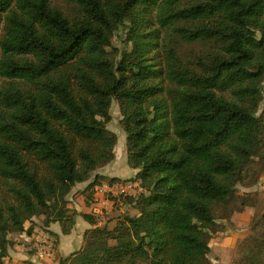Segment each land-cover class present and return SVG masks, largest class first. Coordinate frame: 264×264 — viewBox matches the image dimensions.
Masks as SVG:
<instances>
[{
	"label": "trees",
	"instance_id": "trees-1",
	"mask_svg": "<svg viewBox=\"0 0 264 264\" xmlns=\"http://www.w3.org/2000/svg\"><path fill=\"white\" fill-rule=\"evenodd\" d=\"M114 102L140 195L104 220ZM263 102L264 0H0V264L16 233L49 235L53 261L51 228L79 215L84 244L55 264H212L219 210L264 204L241 190L264 178ZM248 236L239 264H264L263 227Z\"/></svg>",
	"mask_w": 264,
	"mask_h": 264
},
{
	"label": "rangeland",
	"instance_id": "rangeland-1",
	"mask_svg": "<svg viewBox=\"0 0 264 264\" xmlns=\"http://www.w3.org/2000/svg\"><path fill=\"white\" fill-rule=\"evenodd\" d=\"M114 45L116 48L125 50L126 44L124 42V38L121 37V32L119 36L115 37ZM263 112L264 114V102L260 108V113ZM112 122L109 125L110 131L114 132L117 135L118 143L115 150L116 159L114 163L109 167L112 169L111 172L118 175L120 178L123 179H130L131 176L126 174L132 175L134 170L127 166V146H126V135L121 126V114L118 105L114 102L112 106ZM126 173V174H125ZM117 177V176H116ZM130 181V180H128ZM82 186H78L74 189L73 194L69 195L68 198L71 199L74 194L81 190ZM242 191H257L260 195V201L264 202V178L262 181L253 188L249 189H241ZM135 208V207H134ZM118 210V209H117ZM132 208L126 209V211H131ZM124 211L122 210L121 213ZM137 211L134 212V214ZM258 212H264V204L259 208H251L247 207L244 211H234L233 209L228 210H219L217 213V220L219 223H224L225 227L220 228V231H224L222 234L219 232V236L215 237L213 242L211 243V253L209 256V260L212 264H239L241 255L240 250L241 247L245 245V241L249 237L248 234L251 232V224L253 222H258L260 226L264 229V219L261 218V215ZM258 213V215H257ZM112 213L109 215H105L102 219L107 220L108 218L114 217ZM77 226L76 230H81L83 224H86V221L82 218L81 215L77 218ZM42 233V232H41ZM82 233V231H81ZM60 239L64 242L67 235L62 234L60 231ZM64 240V241H63ZM75 249V247H74ZM34 253V252H33ZM44 264H50V260L47 258L42 259ZM56 261H54V264Z\"/></svg>",
	"mask_w": 264,
	"mask_h": 264
},
{
	"label": "built area",
	"instance_id": "built-area-1",
	"mask_svg": "<svg viewBox=\"0 0 264 264\" xmlns=\"http://www.w3.org/2000/svg\"><path fill=\"white\" fill-rule=\"evenodd\" d=\"M140 191L128 180H105L96 187V197L90 209V214L98 217H104L110 214L117 201L122 198H138ZM34 249L39 258L50 259L53 249V239L46 233H40L33 238ZM2 264H21L11 257H4Z\"/></svg>",
	"mask_w": 264,
	"mask_h": 264
},
{
	"label": "crops",
	"instance_id": "crops-1",
	"mask_svg": "<svg viewBox=\"0 0 264 264\" xmlns=\"http://www.w3.org/2000/svg\"><path fill=\"white\" fill-rule=\"evenodd\" d=\"M113 163H111L109 166L99 170L97 173L104 175L108 178H119L121 180H127V179L120 178L118 175L111 172L112 169H110L109 167H111V165ZM126 175L132 177L135 175V171L132 175H129V174H126ZM88 184L89 183L79 185V186H82L81 189H84ZM128 208H132L131 211H128L129 213L133 214L136 211L134 206H129V205L123 206L122 210L124 212H127L126 209H128ZM30 227H31V225L29 224L27 228H30ZM90 229H91V226L86 222V224H83L81 230L75 229L70 235L64 236V237H66L65 238L66 240L65 241L63 240L64 242H62V240L60 239V235H61L60 231L61 230H60L59 226L58 225L53 226L51 228V230L53 232L57 233V235L59 237L60 244H59L58 254L53 261L50 260V264H54V261H56V263H58L61 258L68 257L72 253L80 250L84 244V234ZM81 231H82V233H81ZM13 238H14L17 245L10 251L11 252V258L18 261L21 264H24V261L29 260V259H31L32 261H34L36 263H38L40 261L43 264L42 259L38 258L37 256L35 257L34 255H32L33 253H31V252H34V245H32V243H33L32 239L33 238L32 239L28 238L27 236H25L24 234H21V233H16ZM74 247H75V249H74Z\"/></svg>",
	"mask_w": 264,
	"mask_h": 264
}]
</instances>
